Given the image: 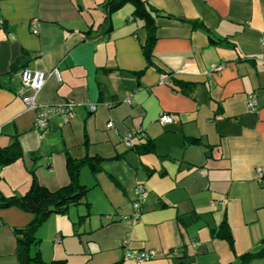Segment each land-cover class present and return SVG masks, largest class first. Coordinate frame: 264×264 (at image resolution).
<instances>
[{
  "label": "crops",
  "instance_id": "1",
  "mask_svg": "<svg viewBox=\"0 0 264 264\" xmlns=\"http://www.w3.org/2000/svg\"><path fill=\"white\" fill-rule=\"evenodd\" d=\"M96 1L0 2V147L16 138L22 150L19 160L0 167V196L23 195L31 171L39 186L53 191L68 182L65 156L99 157L101 173L93 177L84 168L80 175L89 189V217L78 224L86 208L71 207L37 232L44 262L136 264L124 260L126 251H152L156 257L141 264H238L241 255L260 252L264 0H145L178 20L155 21L153 63L162 72L146 68L144 23L133 18L132 6L123 5L103 23L104 0L101 16L92 15ZM194 22L201 27L192 29ZM23 53L22 70L47 74L34 99L38 106L75 104L67 124L54 117L44 130L33 128L34 112L17 94L22 70L5 75ZM172 79L192 85L191 96ZM251 94L255 113L245 104ZM162 112L172 116L170 124L158 121ZM135 129L143 137L133 146L151 141L153 153L139 155L122 145V135ZM138 183L148 193L141 215L123 220ZM31 218L16 208L0 209V264H17L13 229ZM222 221L232 249L212 233ZM249 264H264V251Z\"/></svg>",
  "mask_w": 264,
  "mask_h": 264
},
{
  "label": "trees",
  "instance_id": "2",
  "mask_svg": "<svg viewBox=\"0 0 264 264\" xmlns=\"http://www.w3.org/2000/svg\"><path fill=\"white\" fill-rule=\"evenodd\" d=\"M5 0H0V2ZM129 4L133 8V18L143 21L145 31L144 42L140 45L141 54L145 61L146 68L153 67L158 72H162L153 63V48L156 42L157 26L155 21L159 18L172 19L169 16L159 13L149 6L145 0H105L102 7L105 12L103 23L107 22L108 17L123 5ZM178 21V20H175ZM2 27V26H1ZM192 29L201 27L196 22L191 24ZM90 31L87 33L89 34ZM214 42V41H212ZM219 44V42H214ZM21 54L8 68L5 75L11 76L18 70H22L24 64L21 63L24 58ZM136 76L143 74V71L135 73ZM172 83L178 86L179 90L187 96H191L192 85L174 81ZM187 144H194L196 140L188 139ZM137 154L143 155L154 152V145L151 141H146L140 145L130 148ZM22 156V150L16 138L5 147H0V167L8 166L19 160ZM104 159L99 157L85 156L81 159H72L65 156V172L68 178L67 184L49 191L38 185L33 172H30L31 182L27 191L20 196L2 197L0 196V209L16 208L32 216L31 220L23 227L13 229L14 233V250L13 255L17 264H66L64 260H53L44 262L38 250L39 239L37 232L52 215H65L69 208L84 205L86 213L78 218V224L89 217V204L85 202V196L89 189L80 182L81 171L87 168L90 175L97 176L102 172ZM214 236L225 241L229 248L232 249L233 240L230 229L226 221H222L216 231H212ZM264 243V240H262ZM264 249L256 254H244L239 257L238 264H249L252 259L262 256Z\"/></svg>",
  "mask_w": 264,
  "mask_h": 264
},
{
  "label": "built area",
  "instance_id": "3",
  "mask_svg": "<svg viewBox=\"0 0 264 264\" xmlns=\"http://www.w3.org/2000/svg\"><path fill=\"white\" fill-rule=\"evenodd\" d=\"M1 26L2 21L0 19V27ZM31 31L33 34L37 33L35 24L32 25ZM259 42L261 48L264 49V36L260 38ZM210 70L214 71V68L212 67ZM52 73L58 77V72L56 70L52 71ZM46 76L47 74L44 72H31L26 69L22 70L19 74L20 87L17 91V94L25 105V110L34 112L33 128L35 130H44L47 127L50 119L54 117L59 118L60 123L67 124L74 113L75 104H72L70 102L49 106H38L35 103V96L42 89ZM27 91H29V95H25V92ZM245 104L248 112H256L257 105L254 95L251 94L246 96ZM88 107L89 111L91 112L95 110L94 105H89ZM158 121L162 125L170 124L172 122V116L170 114L162 112L158 115ZM106 127L111 128L112 125L107 124ZM142 137V131L140 129H135L123 134L121 137V143L125 148L130 149L133 147V141H140ZM259 172L260 170H258V173ZM147 195L148 193L143 184L138 183L137 185H135L133 189V199L131 202L132 212L130 215L123 216V220H130L132 222H136L139 219L143 210V206L147 200ZM128 239L129 234L127 233L122 242L123 246L128 243ZM192 244L194 247L198 246V244L195 242H192ZM155 257L156 255L152 251H126L124 255V260H130L135 262L136 264H141L153 260Z\"/></svg>",
  "mask_w": 264,
  "mask_h": 264
},
{
  "label": "rangeland",
  "instance_id": "4",
  "mask_svg": "<svg viewBox=\"0 0 264 264\" xmlns=\"http://www.w3.org/2000/svg\"><path fill=\"white\" fill-rule=\"evenodd\" d=\"M102 0H97L96 2H95V4L93 5V16H94V18H96L97 16H101V14L100 13H102L101 12V2ZM105 1V0H104ZM94 7H95V9H98L97 11H95L94 10ZM85 171L87 172V170L85 169ZM87 175H88V172H87ZM85 213H86V211H85ZM48 245V250L50 249V247H51V243H50V241H49V243L47 244ZM43 260V259H42Z\"/></svg>",
  "mask_w": 264,
  "mask_h": 264
}]
</instances>
